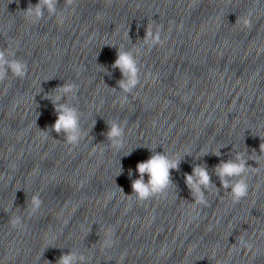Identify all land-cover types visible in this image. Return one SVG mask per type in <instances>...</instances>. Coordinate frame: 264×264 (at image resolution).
Returning a JSON list of instances; mask_svg holds the SVG:
<instances>
[{"label":"clouds","instance_id":"obj_1","mask_svg":"<svg viewBox=\"0 0 264 264\" xmlns=\"http://www.w3.org/2000/svg\"><path fill=\"white\" fill-rule=\"evenodd\" d=\"M13 2V0H12ZM18 3V0H16ZM59 0H38V3L28 5L26 10H23L26 17L30 18L33 23H38L45 18V11L49 17H55L57 22L63 24L66 17L63 14L71 8L76 0H64L65 7L58 9L57 5ZM74 11V8L72 9ZM152 23L148 22L145 29V36L142 41L144 47L149 50L158 45L163 44L161 39V28L157 27L153 31ZM235 23H240L245 27H251V20L249 18L237 17ZM128 35V33H127ZM116 47V46H113ZM141 49L137 48L135 51L126 50L123 47H117V58L111 65L113 69H119L122 78L117 82L118 89L123 93L119 102L121 105L128 103L129 95H132L137 87L141 84V68L138 55ZM103 72L111 76V72L103 67ZM9 73L17 78H23L28 73L27 61L22 60L16 56L15 51L5 48H0V83H3L9 77ZM59 92L54 98L48 94L45 99H49L54 107L56 113V120L53 125L47 130H43L45 137L49 135V130L55 132L57 135L63 136V141L73 147L79 146L84 138V129L81 126V112L74 103H69V98L74 101L78 98L79 85L75 82H64L52 92ZM108 130L104 134L108 141V147L115 149L118 153L124 148L126 137V122H121L118 119L106 121ZM95 126V122L93 124ZM264 139V138H261ZM156 148H149L152 152L151 156L136 165V172L139 178L133 179L131 182L132 194L128 197H134L138 202L149 201L153 198L165 196L168 190L175 187L172 179V170L179 171L181 158L173 156L165 151L157 152ZM222 148V147H221ZM256 151L255 149H253ZM126 152L124 156L130 155ZM259 153L264 154V142L259 145ZM209 154L208 152L203 155ZM211 154L219 157L221 156L220 148ZM190 155L185 153L184 156ZM251 156L248 153L237 152L227 161L221 160L220 163L215 165L213 172L218 177L220 187L212 181V176L209 173L207 165H194L191 174H184V181L189 189L192 200L197 205H208L206 193L209 189L215 188L217 192L221 188L229 190L234 203H239L242 199L246 198L249 193V183L247 173L251 165L248 164ZM255 161V160H253ZM257 163V161H255ZM122 172V168L121 171ZM129 177L132 176V170H129ZM147 175V181H145ZM123 192V189L120 188ZM31 206V212L35 214L41 209L42 199L39 194H33L28 201ZM13 227L22 223L21 217L16 216L11 220ZM108 236L104 240V247L112 246L115 241L111 239L114 230L106 229ZM243 244V241H240ZM249 247H251L249 245ZM48 247H46L47 249ZM51 264L50 261H47ZM87 257L78 251L70 250L66 254H61L57 259L56 264H86Z\"/></svg>","mask_w":264,"mask_h":264}]
</instances>
